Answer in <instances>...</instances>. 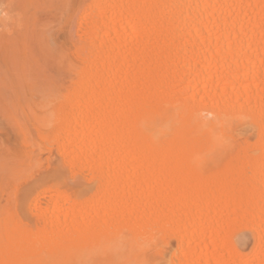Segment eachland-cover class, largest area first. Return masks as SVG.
<instances>
[{
    "label": "bare ground",
    "instance_id": "6f19581e",
    "mask_svg": "<svg viewBox=\"0 0 264 264\" xmlns=\"http://www.w3.org/2000/svg\"><path fill=\"white\" fill-rule=\"evenodd\" d=\"M82 1L50 144L89 186L40 189L0 264H264V0Z\"/></svg>",
    "mask_w": 264,
    "mask_h": 264
},
{
    "label": "rangeland",
    "instance_id": "374dc122",
    "mask_svg": "<svg viewBox=\"0 0 264 264\" xmlns=\"http://www.w3.org/2000/svg\"><path fill=\"white\" fill-rule=\"evenodd\" d=\"M83 5L82 0H0V13L8 15L0 26V240L16 230V217L35 229L30 204L40 189L62 186L81 197L89 186L71 175L50 144L57 119L72 112L59 110L68 92L63 70L66 62L73 65L69 53ZM236 238L242 250L253 245L246 230ZM98 255L87 249L80 255L84 262L79 256L75 260L104 264L111 259ZM156 256L114 258L119 264L162 263Z\"/></svg>",
    "mask_w": 264,
    "mask_h": 264
}]
</instances>
